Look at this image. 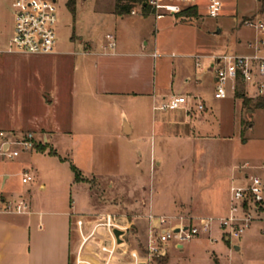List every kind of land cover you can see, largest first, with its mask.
<instances>
[{
  "label": "rangeland",
  "instance_id": "1",
  "mask_svg": "<svg viewBox=\"0 0 264 264\" xmlns=\"http://www.w3.org/2000/svg\"><path fill=\"white\" fill-rule=\"evenodd\" d=\"M224 3L218 18L207 16L201 8L194 18L163 15L156 21L140 15L123 19L116 16L112 12L115 0H58L55 55H0L3 129L14 130L20 126L29 129L32 120L43 118L42 95L56 87L62 98L58 116L68 121L65 101L72 80L94 70L95 57L88 54L102 45L108 46V35L115 37L119 47L136 53H141L148 43L146 54H155L156 50L158 53L156 61L151 62V81L157 79L168 98L172 94L191 93L193 96L189 97H198L196 101H202L206 110L202 113L195 110L188 119L184 110H154L149 97L122 101L112 115L113 122L79 124L71 138L59 143L58 152L68 159V164L58 169L60 171L55 160L38 153L37 149L24 153L16 161L0 162V173L13 175L5 192L0 191V197L24 196L29 200L26 194L31 190L39 205L46 204L50 198L60 199L49 186L51 176L73 175L74 165L83 173L80 179L94 192L98 208L103 204L124 208V214L130 219L131 233L142 234L143 240L139 243L142 253L146 254L149 222L142 209L146 203L154 201L171 215L186 214L188 204L199 198L202 188L207 195L215 186L223 187L232 166H236L240 174L260 177L264 182V107L252 105L249 108L243 104V98H256L252 88L246 97L244 89L238 87L235 95L231 93L226 99H216V70L211 68L213 57L248 54L251 50L247 44L264 38L261 32L245 25L249 20L264 22V0H225ZM12 29L10 5L1 0L0 44L9 40ZM80 55H84V63L78 70L75 67ZM187 77L191 78L188 84ZM87 98V102H91V98ZM161 104L158 101L155 105ZM122 112L136 125L132 136L121 132ZM173 119L179 126L167 125ZM80 130L86 132L82 134ZM189 136L193 138L188 139ZM51 150L48 146L46 152ZM25 171L34 173L37 180L23 184L20 174ZM41 182H46L47 191L38 190ZM70 197V191L63 194L65 199ZM252 204L247 203L245 210L249 211ZM255 207L252 222L241 238L228 243L226 235L223 238L203 233L186 242L181 250L172 248L167 254V245L163 246L157 259L152 258V264L160 260H167L168 264H264V202ZM183 216L168 218L174 225H190ZM222 233L220 230L219 235ZM234 245L241 247L240 250L236 251Z\"/></svg>",
  "mask_w": 264,
  "mask_h": 264
},
{
  "label": "crops",
  "instance_id": "2",
  "mask_svg": "<svg viewBox=\"0 0 264 264\" xmlns=\"http://www.w3.org/2000/svg\"><path fill=\"white\" fill-rule=\"evenodd\" d=\"M138 15L144 19L150 17L156 21L162 19L161 16L157 17L152 14H131L130 16ZM115 43L116 47L113 50L107 49L108 46L104 47L103 45L92 50L93 52L88 54L95 57L94 70L91 69L92 74L84 73L80 78L74 77L72 80L71 91L68 94V100L65 101L68 121L64 122L58 116L62 98L56 87L42 95L41 100L45 108L43 118L32 120L29 129L20 126L14 130L6 131L35 132L43 144H47L56 152V155H51L49 152L38 153L55 160L58 170L68 164V159L58 152L57 147L61 141L67 140L68 137L71 138L76 133L79 124L83 126L92 122L103 125L113 122V113H116L122 101L128 99L149 97L153 101V109L157 106L156 102L161 101L162 103L164 99H167L168 94L163 89V85L158 86L157 79L152 82L149 76L151 62L158 58L157 50L155 54L147 55L148 43H145L141 53L125 49L123 46L119 47L116 39ZM56 53L57 51L50 55L27 56H52ZM83 63L84 55H80L77 57L75 68L81 69ZM187 78L186 83L188 84L191 82V78ZM173 95L175 94L169 97ZM179 95L193 96L191 93ZM87 97L91 98V102H87L89 101ZM192 107H190V109L192 108L190 112L184 110L188 119L196 110L194 105ZM121 116L123 120L121 132L125 136L134 135L136 125L129 120L124 112ZM168 124L179 126L174 119ZM0 129H3L1 123ZM80 132L85 133L86 131L80 130ZM189 138L193 137L189 136ZM155 162L161 163L160 160H155ZM236 168V166H232L230 176L223 187L215 186L214 191H209L207 195L204 193L205 189L202 188L199 198L188 204L189 208L186 214L182 212L178 216L171 215L168 211L161 210L154 201L146 203L142 209L146 216L153 214L175 218L184 215L183 217L190 223H200L201 220L213 218L215 221L210 234H218L224 238V231L219 235V231L222 230L220 220L230 216L232 188L247 185L251 178L248 174H240ZM31 174L34 177L33 182H35L37 178L34 173ZM0 176H4L1 185L2 192H5L13 175L3 172L0 173ZM215 176L214 172V179H216ZM51 177L49 186L60 195V199L50 198L46 204L39 205L33 199L32 191L29 190V194H26L30 202L28 214H0V264H152V260L142 253L139 243L140 240H143L142 234L131 233L130 219L124 214V208L107 204L98 208L91 187L83 180L76 181L75 173L73 175L69 173L66 177L57 174ZM199 179L202 181L201 177ZM112 185L113 188L116 187L114 183ZM38 190L47 191L46 182H41ZM67 191L71 193L69 200L63 198V194ZM12 197L13 195H9L4 198ZM115 232H119L120 236L117 237ZM148 238L149 236L146 234L147 241ZM225 241L230 243L227 238ZM185 247V243L182 245L169 243L165 249L168 254L169 249L181 250ZM233 247L236 251L241 248L236 245Z\"/></svg>",
  "mask_w": 264,
  "mask_h": 264
},
{
  "label": "built area",
  "instance_id": "3",
  "mask_svg": "<svg viewBox=\"0 0 264 264\" xmlns=\"http://www.w3.org/2000/svg\"><path fill=\"white\" fill-rule=\"evenodd\" d=\"M1 1V0H0ZM13 16V29L9 40L0 44V55H50L56 52L58 35V0H6ZM225 0H147L146 5L154 16H177L189 8H204L211 18L221 16ZM132 15L142 14V7L134 9ZM245 25L264 35L263 21H246ZM107 49L116 47L114 36H108ZM250 53L239 55L229 54L212 58L211 68L216 70L215 98L226 99L229 94L237 93L238 87L244 89L246 97L248 90L256 93L254 102L264 103V38L247 44ZM198 66H201L198 63ZM191 99V100H190ZM195 97L173 95L164 99L160 106L154 109L162 112L187 110L194 105L198 112L205 110V105L196 101ZM190 107H192L190 109ZM43 141L35 132H14L0 129V162L14 161L24 153L34 151ZM264 170V165L262 166ZM22 183L33 182L34 177L29 171L21 174ZM1 176L0 191H2ZM264 202V182L260 177H251L245 186H234L231 197V213L226 219L220 220V228L228 241L241 238L245 229L252 222V212L255 204ZM247 203H253L249 211L245 210ZM30 211V202L24 196L18 198L0 197V214L26 215ZM214 219L201 220L199 224L173 225L171 218L163 216H148L149 238L147 241L148 257L161 253L163 246L171 241L182 245L198 238L203 233H211ZM179 230V232H177Z\"/></svg>",
  "mask_w": 264,
  "mask_h": 264
},
{
  "label": "trees",
  "instance_id": "4",
  "mask_svg": "<svg viewBox=\"0 0 264 264\" xmlns=\"http://www.w3.org/2000/svg\"><path fill=\"white\" fill-rule=\"evenodd\" d=\"M147 0H115V8L114 13L119 17H125L131 15L132 11L137 7L141 6L143 10V15H150L151 10L146 5ZM179 17H188L194 18L198 16V9L197 8H189L182 12L181 14L177 15ZM243 104L248 106L249 108L253 105L255 108H263L264 103L262 101L254 102L253 100L243 98ZM48 145L47 144H40L37 146V150L40 152H46ZM51 155H56L54 150L49 152ZM73 172L75 173L76 181H81L80 175L81 172L73 165L72 166ZM148 255V252L145 254ZM157 255H154L153 258H156ZM158 264H168L167 260H160Z\"/></svg>",
  "mask_w": 264,
  "mask_h": 264
},
{
  "label": "water",
  "instance_id": "5",
  "mask_svg": "<svg viewBox=\"0 0 264 264\" xmlns=\"http://www.w3.org/2000/svg\"><path fill=\"white\" fill-rule=\"evenodd\" d=\"M218 34L220 33V31L217 32ZM177 232H179V230H177ZM116 236L119 237L120 233L119 232H115ZM238 249V248H237Z\"/></svg>",
  "mask_w": 264,
  "mask_h": 264
}]
</instances>
